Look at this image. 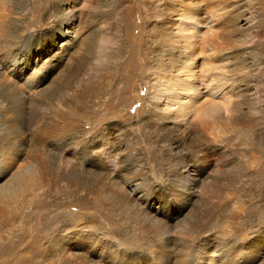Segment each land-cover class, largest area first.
<instances>
[{"label": "bare ground", "instance_id": "1", "mask_svg": "<svg viewBox=\"0 0 264 264\" xmlns=\"http://www.w3.org/2000/svg\"><path fill=\"white\" fill-rule=\"evenodd\" d=\"M147 2L0 0V180L27 155V145L46 132L33 129L36 121L26 124L16 109L26 101H42L43 84L37 79L47 70L45 80L56 77L58 113L53 120L61 132L42 152L56 156L58 168L74 182L94 188L92 201L99 206L96 217L90 218L92 230L66 236L60 228L64 222H57L75 219L74 203H66L68 209L53 218L44 210L42 234L38 229L36 240L49 235L58 257H77L83 264H216V259L219 264H264L263 223L258 228L248 223L249 239L245 236L240 243H215L211 234L198 247L191 243L204 231L195 220L197 206H209L205 213H211L217 192L235 189L241 182L246 190L264 192V160L255 171L251 167L264 154V16H252L251 26L243 29L240 1L218 6L199 5L197 0H153L150 6ZM29 10L32 18L40 12L51 15L55 35L45 52H24V46L17 59L20 66L13 64L18 56L14 46L40 42L37 26L26 27L32 24ZM135 81L141 82L145 98L139 101L138 114L129 119L138 126L141 143L106 113L89 132L78 114L86 98L115 83L107 110L120 107L122 101L127 106L140 95L134 94ZM6 131H11L9 136ZM229 133L246 134V146L229 148L224 139ZM141 144L147 146V158ZM40 169L35 165L31 170L37 182L42 179ZM33 179L22 177L15 187L10 183L0 189L3 204L12 203ZM110 207L125 226L133 229L139 219L157 232L162 229L163 236L152 233L150 248L122 249V258L109 259V247L115 244L107 236L116 232L97 220L102 209ZM171 208L179 210L177 218L185 214L174 235L169 230L179 219L169 213ZM237 245H243L244 252L235 263L226 253ZM83 250L90 251V258L79 254Z\"/></svg>", "mask_w": 264, "mask_h": 264}, {"label": "rangeland", "instance_id": "2", "mask_svg": "<svg viewBox=\"0 0 264 264\" xmlns=\"http://www.w3.org/2000/svg\"><path fill=\"white\" fill-rule=\"evenodd\" d=\"M236 1L241 2L239 11L240 13H242L244 19L246 20L241 23L243 29H248L251 26V19L253 17H260L261 15L264 16V11L262 9L264 0H253V2L252 0H197L199 5H203L204 2H208L217 6L227 3L236 4ZM35 3L38 4V0H35ZM150 3L153 5V0H148L147 4L149 6ZM28 13L31 17L30 19H27L28 21H32V24L27 23L26 27L28 30H30L33 28V25L37 26L40 42L26 43V45L23 46L22 44L14 46V51L15 53H18V56L15 60H13V64H20V66H22V63H18L17 59L21 57L23 53L22 48L24 46L26 47L24 52H26L27 50H31L32 52H45L47 51L51 43V38L55 35V29L53 25L54 22L51 15H48L46 12H40L36 17L32 18V10H29ZM154 17L155 16L152 17V21L155 20ZM135 19H139V13L135 16ZM25 30L26 29L23 28V30L21 31V37L26 33ZM65 39L67 41V38L60 40L61 44ZM26 57L27 56L24 55L23 58L26 59ZM50 66L52 67L54 65L50 64ZM47 77L48 72L47 70H44L41 72L40 77L37 79V82L43 84L41 87L42 93L39 96L42 98V101L39 102L38 99H36L34 102L26 101L27 105L23 104V106H17L18 109H16L17 113L20 114V112H22L20 114V117L26 122V124L30 122V124L32 125V120L36 121V125L33 126V129L35 128L36 131L45 129L46 132L40 134L30 146L27 145V147L25 148V152L27 155L21 157L20 159H17L8 175L6 174V177L3 180H0V189H4V187L9 185L10 183L15 187L16 185H18L22 177H25V180L30 177L31 179H33L32 177L34 172H31V170L35 165H40L43 168L40 169L42 174L40 178L42 179L38 182L34 179V181H27V187L24 190H21L18 197H16L10 204H3L0 198V264H83V260L78 259L77 257L69 260L58 257L56 253L57 249H55L53 246L54 244L49 243L50 241L47 239L49 235L46 236L44 240L39 242V240H36L35 234H37L38 229H40L38 231V234H42V225L47 216H49L48 218H53L58 213L63 211V209H68L67 207H65V204L68 202L74 203L72 205V211L77 215H75V219L62 218L60 222H57L58 226H60L64 222L60 227L63 230V235L66 236L68 234H72L76 231L82 230H86V232L90 231L93 229L90 226L91 219L93 220V218L96 217L97 211L95 207L99 206V204L95 205L92 201L94 198L92 190L94 188L87 189V186L74 182L71 179L70 175L64 174L58 168L59 165L56 156L45 155L42 152L44 145L49 141H54L57 137V134L61 132L58 130L59 128L55 126L53 120L58 113L57 99L59 97V93L56 89V77L54 76L50 79V81L45 80L47 79ZM13 78L24 86L22 80L18 79L17 77ZM132 83L133 82H130L129 85H131ZM114 85L115 83L110 84V86L106 87L105 90L101 93L86 98L85 104L78 110L80 120L82 121L81 123L90 130L89 132H91V130H94V127L92 126H94L96 121L106 113L111 117L110 120H113L112 118H114L122 123V125H126L129 128L133 138H135L137 142H139L141 138H139L138 136V126L134 124V120L130 121L129 116L134 117L138 114L137 109H139L142 105V103L139 101L145 98V91H143V88L141 87V82L138 81L135 83L134 94L136 97H138V95L140 94L139 98L135 97L136 99L129 103V106L127 104V106L123 105L125 101H122L120 107L122 106L123 110L122 107L120 110L119 106L107 110L106 105H108L110 100L112 101V97H114L112 96V92L115 89V87H113ZM23 88L26 91L30 89L29 85H25ZM119 100H123V98H120ZM110 112L113 113L109 114ZM117 115H119V119L115 118ZM9 132L11 133V131ZM6 133L7 135L10 134L8 133V131H6ZM224 139L228 140L227 144L229 148L232 147L237 150H242L246 146L245 144H247L248 141L247 135L243 133H229L224 137ZM255 142H258V139H256ZM140 143L141 141L139 142V144ZM144 146L145 145L141 144L140 149L144 156L146 155L145 157L147 158V146ZM261 148L262 150H264L263 146H261ZM148 160H151V157ZM261 160H264V154L260 157L259 160L256 159L251 162V167L254 168L253 171H255L259 167ZM155 181H158V179H156ZM242 183L243 182L237 184L235 186V189H228L217 192L216 195H218L214 196L217 204L210 210L211 213H205L211 207L207 206V209H205V207L199 208V206H197L198 209L196 210L198 211H196L197 217L195 218V220L199 221L200 224L203 225L202 229L204 231L202 232L204 234H200L198 240H191V243H194V247H198V242L201 241V239L202 241L206 242L204 239H206L207 235L210 234L212 236V241L215 243L230 245L235 240H238V242L240 243V241L244 239L245 236H247V238L249 239L250 235H247L246 232L248 223H253L254 228H258L262 223L264 224V192L260 195L259 193L251 191V189L246 190V187L241 186ZM177 207H179V205H177ZM177 207L175 208V210L177 209ZM192 208L190 209V211L192 210ZM44 210H47L48 215H46V217L43 219L42 213L44 212ZM175 210L174 208H171L169 210V213H171L173 217L177 218L180 212L179 210ZM102 211L103 216H100V219L97 220L98 224H102V227L116 232L111 236H107L108 240L115 244V247H109L108 257L118 256L119 258H122V249L124 251H128L132 248H135V246L150 248L149 245H152L151 242L153 241L152 236L156 234L158 235L160 233L161 235H159L158 238L163 236L164 232L161 231L162 229L157 232L154 229L150 228L148 224L139 219L137 221L138 224L135 222L133 223L135 225H133V229L132 227L125 226L122 222H120L119 218L115 215V212L111 207L108 209L103 208ZM188 212H186V214ZM194 212L195 210L193 209L192 215L194 214ZM90 214L92 215V217H90ZM184 215H182L180 218H177L179 219V221L175 222L176 224L169 221L168 224L172 223V229L169 230V235H174L176 230L180 228V225H178L177 223H179L180 221L184 222ZM192 215H190L189 217H192ZM127 222L130 221L127 220ZM34 225L36 227H34ZM122 225H124L125 227H123ZM126 227L131 230L127 231ZM205 232L207 234H205ZM152 233L154 235H152ZM259 234L260 231L256 232V234L254 232L252 236L255 237ZM114 235H117V237H114ZM122 235H124L123 240ZM105 240L107 239L105 238ZM47 251L51 253L47 254ZM89 252V250H83L80 251L79 254L90 258ZM243 252L244 246L237 245L235 247L232 246L229 252L226 253V255H231L233 257V261L236 263L242 256ZM111 258L109 257V259ZM194 260L195 259H193L192 262ZM260 262L264 263V251H262ZM215 263L219 264L217 259ZM238 263L239 261L237 262V264ZM122 264H124V262H122ZM130 264H133V262L131 261ZM152 264L155 263L152 262ZM189 264H191V262H189Z\"/></svg>", "mask_w": 264, "mask_h": 264}]
</instances>
